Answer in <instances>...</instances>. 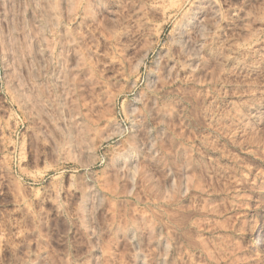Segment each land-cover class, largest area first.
Listing matches in <instances>:
<instances>
[{
  "label": "rangeland",
  "instance_id": "obj_1",
  "mask_svg": "<svg viewBox=\"0 0 264 264\" xmlns=\"http://www.w3.org/2000/svg\"><path fill=\"white\" fill-rule=\"evenodd\" d=\"M257 229L264 0H0V264H264Z\"/></svg>",
  "mask_w": 264,
  "mask_h": 264
},
{
  "label": "bare ground",
  "instance_id": "obj_2",
  "mask_svg": "<svg viewBox=\"0 0 264 264\" xmlns=\"http://www.w3.org/2000/svg\"><path fill=\"white\" fill-rule=\"evenodd\" d=\"M252 224V223H251ZM264 242V236L260 229L252 234V243L254 248H260Z\"/></svg>",
  "mask_w": 264,
  "mask_h": 264
},
{
  "label": "clouds",
  "instance_id": "obj_3",
  "mask_svg": "<svg viewBox=\"0 0 264 264\" xmlns=\"http://www.w3.org/2000/svg\"><path fill=\"white\" fill-rule=\"evenodd\" d=\"M151 131H152V129H149L148 130V134H150L151 133ZM222 131V130H221ZM206 139V138H205ZM214 143V142H213ZM151 147H152V149H156V148H160L161 149V151L163 150V138H160V140L158 141V142H153L152 143V145H151ZM157 154H159V153H157ZM179 196H183V192H180L179 194H178ZM32 253L30 252L29 253V255H31Z\"/></svg>",
  "mask_w": 264,
  "mask_h": 264
}]
</instances>
